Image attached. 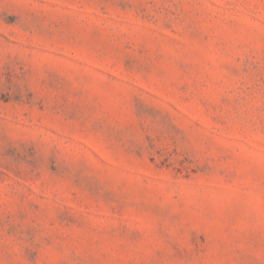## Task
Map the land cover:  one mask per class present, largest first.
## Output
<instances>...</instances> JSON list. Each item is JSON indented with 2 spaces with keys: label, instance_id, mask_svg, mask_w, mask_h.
I'll return each mask as SVG.
<instances>
[{
  "label": "rangeland",
  "instance_id": "obj_1",
  "mask_svg": "<svg viewBox=\"0 0 264 264\" xmlns=\"http://www.w3.org/2000/svg\"><path fill=\"white\" fill-rule=\"evenodd\" d=\"M0 264H264V0H0Z\"/></svg>",
  "mask_w": 264,
  "mask_h": 264
}]
</instances>
